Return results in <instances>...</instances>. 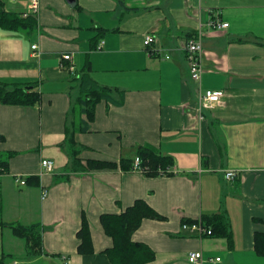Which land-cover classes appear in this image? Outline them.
<instances>
[{
  "label": "crops",
  "instance_id": "1",
  "mask_svg": "<svg viewBox=\"0 0 264 264\" xmlns=\"http://www.w3.org/2000/svg\"><path fill=\"white\" fill-rule=\"evenodd\" d=\"M2 1L7 11L30 12L31 0ZM38 4L34 32L0 30V81L36 83L41 94L33 107L0 104V153L15 154L8 173H0V221L37 223L42 254H29L10 227H0V235L7 229L21 240L28 263L111 264L103 252L112 241L100 215L142 199L163 217L143 220L133 235L155 252L147 264H190L187 256L197 251L203 264H264L253 247L254 233H264V0ZM213 19L229 26L212 29ZM146 37L153 42L145 45ZM195 39L202 46L201 90L224 93L201 117L185 51ZM84 77L107 97L78 131L79 121H87L75 105ZM66 128L83 162H118L147 144L172 158L173 174L74 171ZM43 159L53 161L52 172L42 168ZM228 171L236 173L233 180L225 178ZM28 176L38 177L39 186L20 184ZM82 213L91 255L77 253ZM213 214L228 219L232 247L182 228L183 220ZM12 246L2 254L12 257Z\"/></svg>",
  "mask_w": 264,
  "mask_h": 264
},
{
  "label": "trees",
  "instance_id": "2",
  "mask_svg": "<svg viewBox=\"0 0 264 264\" xmlns=\"http://www.w3.org/2000/svg\"><path fill=\"white\" fill-rule=\"evenodd\" d=\"M37 20L34 14L23 17L18 13H13L5 9V5L0 0V30L28 33L37 29ZM264 45V44H263ZM97 47V46H96ZM81 93L76 99V109L86 118V125L80 120L78 131H85L88 121L94 119V107L97 102L105 99L107 91L91 83L90 79L84 77ZM41 102V94L37 90V84L16 83L0 81V104L4 106L33 107ZM197 104V102H196ZM197 107V105H196ZM75 109V108H74ZM212 109V108H210ZM201 112V116L205 111ZM200 116V117H201ZM70 155L72 158V170L74 171H102V170H122L143 174L148 177L169 176L173 174L171 167L173 160L169 156L160 154L154 147L144 144L134 148V153L130 158H121L118 162H108L100 160H86L83 162L73 149L76 145L74 133L69 132ZM4 154L7 157L4 158ZM0 153V173H8V158L13 157L14 153ZM25 184L30 186H39V179L36 176H28ZM163 217L159 215L145 200H135L130 206L126 207L119 214L100 215L99 222L103 233L112 241L109 249L103 253L108 257L111 264H147L154 260L155 252L146 244L133 240V235L141 226L143 220H160ZM196 222L211 230V236L223 238L230 248L233 246V239L230 231L228 219L224 214L202 215L197 219L183 220L182 225H192ZM0 227H10L13 234L25 241L26 251L34 256L42 254L41 228L35 223L28 226L5 223L0 221ZM78 246L77 253L80 255H91L93 253L92 242L90 238L89 223L82 213L81 224L77 232ZM253 247L255 253L264 257V233L255 232L253 237Z\"/></svg>",
  "mask_w": 264,
  "mask_h": 264
},
{
  "label": "built area",
  "instance_id": "3",
  "mask_svg": "<svg viewBox=\"0 0 264 264\" xmlns=\"http://www.w3.org/2000/svg\"><path fill=\"white\" fill-rule=\"evenodd\" d=\"M30 13H37V0H31ZM210 28L215 30H223L226 29L229 25L228 23L222 22L218 19H213L208 22ZM153 42L152 37H146L145 45H148ZM103 42L97 45V49L100 50L102 48ZM36 46H31L32 50H35ZM186 51V61L189 70L190 80L197 86V115L200 117L201 112L205 109H210L215 105H218L222 102V98L224 93L222 91H211L201 90V76H202V68L200 55L202 52V46L200 39L189 40L185 46ZM39 55V53H37ZM70 56H64V60H69ZM41 166L45 169V172L49 173L53 171V162L50 160H42ZM236 173L234 171H228L225 173V178L228 180H233L235 178ZM20 184L24 185V181H20ZM184 230L190 231L191 234L195 233L199 237L211 236V230L204 228L200 222H196L192 225H182ZM215 263L220 261L219 258L212 259ZM187 261L190 264H203V257L200 251L191 252L187 256Z\"/></svg>",
  "mask_w": 264,
  "mask_h": 264
},
{
  "label": "rangeland",
  "instance_id": "4",
  "mask_svg": "<svg viewBox=\"0 0 264 264\" xmlns=\"http://www.w3.org/2000/svg\"><path fill=\"white\" fill-rule=\"evenodd\" d=\"M31 6V5H30ZM39 8V4H38V0H37V11ZM30 12L24 13L22 14V18L23 17H27L28 15H30ZM10 32V31H7ZM19 32H23V31H19ZM25 32V31H24ZM7 157V154H4V158ZM43 160H49V159H43ZM52 161V160H50ZM42 162V161H41ZM53 162V161H52ZM54 165V163H53ZM58 180V178H55L54 181L56 182ZM25 190V189H22ZM9 243L12 246V257H8L7 255H3L2 253H7V247L9 245ZM3 251V252H2ZM2 258V259H1ZM0 264H42L43 261H38V262H34V263H28L26 261H24V244L21 240L15 239L10 235V231L9 230H5L3 231L2 235H0Z\"/></svg>",
  "mask_w": 264,
  "mask_h": 264
}]
</instances>
